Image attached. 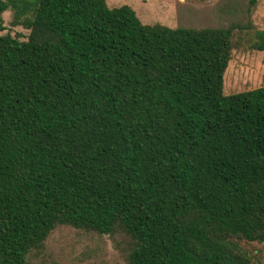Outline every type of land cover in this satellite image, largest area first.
Instances as JSON below:
<instances>
[{
  "label": "trees",
  "instance_id": "trees-1",
  "mask_svg": "<svg viewBox=\"0 0 264 264\" xmlns=\"http://www.w3.org/2000/svg\"><path fill=\"white\" fill-rule=\"evenodd\" d=\"M9 8L28 33H0V264H47L64 225L126 264H264V86L224 93L240 25L0 0L1 30Z\"/></svg>",
  "mask_w": 264,
  "mask_h": 264
},
{
  "label": "rangeland",
  "instance_id": "rangeland-1",
  "mask_svg": "<svg viewBox=\"0 0 264 264\" xmlns=\"http://www.w3.org/2000/svg\"><path fill=\"white\" fill-rule=\"evenodd\" d=\"M110 6H132L144 23L169 26L205 27L240 25L236 47L224 76V93L231 94L264 86V50L252 46L255 30L264 29V0H107ZM5 27L0 33H28L13 24L14 10L3 13ZM47 264H126L110 235L85 232L64 225L47 240ZM45 254V255H46ZM40 260L38 259L37 262Z\"/></svg>",
  "mask_w": 264,
  "mask_h": 264
}]
</instances>
